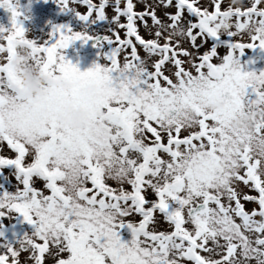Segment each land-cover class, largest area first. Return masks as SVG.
I'll list each match as a JSON object with an SVG mask.
<instances>
[{
    "label": "snow or ice",
    "instance_id": "obj_1",
    "mask_svg": "<svg viewBox=\"0 0 264 264\" xmlns=\"http://www.w3.org/2000/svg\"><path fill=\"white\" fill-rule=\"evenodd\" d=\"M54 2L81 31L29 38L19 0H0V264H264V70L241 63L264 51V0ZM90 40L100 59L80 71L62 50ZM19 44L71 87L26 101ZM246 111L260 122L234 127ZM15 216L31 231L9 241Z\"/></svg>",
    "mask_w": 264,
    "mask_h": 264
},
{
    "label": "rangeland",
    "instance_id": "obj_2",
    "mask_svg": "<svg viewBox=\"0 0 264 264\" xmlns=\"http://www.w3.org/2000/svg\"><path fill=\"white\" fill-rule=\"evenodd\" d=\"M15 2V0H13ZM222 10L227 8L230 4H233V0H220ZM237 3L250 6L251 0H236ZM93 3H99V0H93ZM20 10L23 12L22 18L23 27L26 30V36L32 39L40 40L48 36L53 25L67 24L73 31H81V24L70 12L61 11L60 7L54 0H19ZM78 10L85 14L87 8L85 5H78ZM137 11H141L142 6L137 4ZM107 15L111 17L113 15V9L107 10ZM0 26L4 28H10L11 22L7 21L0 11ZM89 32L96 31L97 34H103L102 29L97 26H92L88 29ZM143 35V29H141ZM123 37V32L120 33ZM188 45H185L187 47ZM100 50L95 47H88L86 43L81 41H75L67 49L62 50V54L67 60H70L75 64L80 71H85L93 65V62H99L98 52ZM203 51V49H202ZM224 49H221L223 53ZM245 55H248V61H243ZM241 63L245 65L244 70L260 71L264 70V51L259 49H246L244 55L241 57ZM251 208L253 205H247ZM19 216L12 218H6L2 222L5 226V238L9 241L13 240V232L16 237L19 238L24 232H30L31 228L26 223H22ZM28 254L22 253L20 260L23 264Z\"/></svg>",
    "mask_w": 264,
    "mask_h": 264
},
{
    "label": "clouds",
    "instance_id": "obj_3",
    "mask_svg": "<svg viewBox=\"0 0 264 264\" xmlns=\"http://www.w3.org/2000/svg\"><path fill=\"white\" fill-rule=\"evenodd\" d=\"M17 80V93L22 95L26 101H35L49 89H68L71 85L60 79L41 75L38 69L32 64L29 58V49L19 44L15 49V54L11 60ZM91 86H85L80 89L82 95L89 96L94 93ZM85 113L80 108L65 107L64 114L57 117L62 123L66 122L72 129H78L82 126L81 121ZM260 122V113L246 111L234 122V127L251 128L254 124Z\"/></svg>",
    "mask_w": 264,
    "mask_h": 264
},
{
    "label": "water",
    "instance_id": "obj_4",
    "mask_svg": "<svg viewBox=\"0 0 264 264\" xmlns=\"http://www.w3.org/2000/svg\"><path fill=\"white\" fill-rule=\"evenodd\" d=\"M0 11H1V13L5 16V19L7 20V21H10V16H11V14L9 13V12H6L4 9H2V8H0ZM87 45L89 46V47H91V46H93V41H88V43H87Z\"/></svg>",
    "mask_w": 264,
    "mask_h": 264
}]
</instances>
